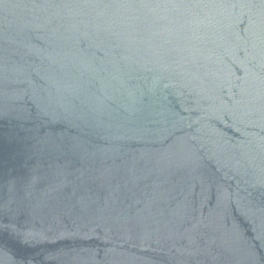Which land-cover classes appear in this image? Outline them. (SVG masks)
I'll return each instance as SVG.
<instances>
[{
  "label": "water",
  "instance_id": "1",
  "mask_svg": "<svg viewBox=\"0 0 264 264\" xmlns=\"http://www.w3.org/2000/svg\"><path fill=\"white\" fill-rule=\"evenodd\" d=\"M0 264H264V0H0Z\"/></svg>",
  "mask_w": 264,
  "mask_h": 264
}]
</instances>
